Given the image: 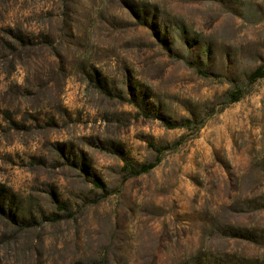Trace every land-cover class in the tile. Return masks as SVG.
Here are the masks:
<instances>
[{
	"label": "rangeland",
	"instance_id": "rangeland-1",
	"mask_svg": "<svg viewBox=\"0 0 264 264\" xmlns=\"http://www.w3.org/2000/svg\"><path fill=\"white\" fill-rule=\"evenodd\" d=\"M258 68L264 0H0V264H264Z\"/></svg>",
	"mask_w": 264,
	"mask_h": 264
},
{
	"label": "trees",
	"instance_id": "trees-1",
	"mask_svg": "<svg viewBox=\"0 0 264 264\" xmlns=\"http://www.w3.org/2000/svg\"><path fill=\"white\" fill-rule=\"evenodd\" d=\"M264 76V69L263 68H258L251 76H250V80L252 82L257 81L259 78ZM245 91L243 89H239L238 91H235L232 93V98L231 101L235 102L240 100L243 96H244ZM161 161V158L159 157L156 161L154 162H150V163H145V164H140L135 166L132 163H127L126 164V168L128 170H130V176H138L144 173H147L149 171H151L152 169H154L159 162Z\"/></svg>",
	"mask_w": 264,
	"mask_h": 264
}]
</instances>
